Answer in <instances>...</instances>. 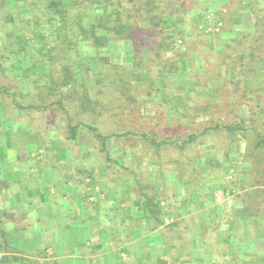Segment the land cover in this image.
<instances>
[{"label": "rangeland", "instance_id": "374dc122", "mask_svg": "<svg viewBox=\"0 0 264 264\" xmlns=\"http://www.w3.org/2000/svg\"><path fill=\"white\" fill-rule=\"evenodd\" d=\"M4 1L0 2V154L5 153L0 160L7 165L4 168L11 170L9 165L13 169L14 166L19 168L22 160L28 174L32 168L39 169L41 165L71 166L72 170L66 171L67 177L75 180L77 176L81 180L90 178V183H94L108 199L114 197L124 206L142 201V193L151 198L158 196L162 203L160 214L168 215L170 219L166 230L160 231L170 238L172 232L178 230L176 234L180 236L181 233L184 242L183 248H167L165 256L163 254L170 264H191L186 259L192 256L196 257L197 264H264V195L248 194L254 188L250 184L256 173L253 165L256 160L245 157L252 134L230 138L224 132L209 131L194 141L189 137L202 132L205 126H213L210 123L213 121L247 125L256 120V128L264 132V0H203L199 9L183 16L186 20L183 23L184 37L177 41L175 51L167 53L162 61L153 60L142 45L138 58L133 44L120 42L114 43L105 56L107 61L103 63L107 65H101L97 58L99 66L89 63L93 65L89 68L88 64L76 65V60L68 57L67 64H71L74 75H78L76 86L82 89L86 83L95 88L91 94L103 104L118 103L120 91L118 94L98 95L100 89L95 70L101 69L103 74H108L106 83L112 80L108 89L116 91L112 88L114 79L121 78L122 71L135 72V61L142 60L145 69L140 68L138 72L132 86L134 99L131 98L128 104L141 119L137 129L148 130L151 140L175 142L156 147L149 140L129 137L108 143L106 151L95 133L81 124L95 125L98 133H109L106 126L98 127L94 123L95 114L78 112L82 105L91 104H85L86 101L81 99L76 104L65 103L73 115L72 125L80 124L76 140L70 139L66 113L57 104H52L51 98H46L50 86L47 83L49 71L48 67L38 70L44 64L37 56L38 46H33L34 41H31L27 50L22 52L18 42L13 45L19 40V34H26L27 38L33 32L46 34L43 28L32 25V14L41 12L40 8L46 6L47 0H40L36 8L24 6L33 0ZM207 8L212 9L206 17L215 29L211 31L210 27L205 34L198 25L204 21ZM219 11L224 12L223 20ZM12 16L13 21L8 22ZM13 30L17 31V36L11 37ZM38 40L41 48L43 41L41 37ZM246 52L257 57L252 62L251 58L241 60ZM52 65L57 69L56 63ZM171 66L177 71L166 75L167 84L164 86L158 75L170 71ZM232 69H237L234 83L231 82L234 77ZM54 75L61 77L59 72ZM39 79L42 80L40 85L33 84ZM170 90L176 91L177 96L186 95L184 103L189 104L187 117L172 113L171 107L181 104L176 97H165L166 91ZM9 91L16 96L10 95ZM19 104L26 109L20 108ZM31 105L37 107L29 108ZM179 111L182 112L180 108ZM126 115L125 120H129L130 116ZM152 118L156 120L151 125ZM133 125L126 122L128 127L134 128ZM111 129L108 123V131ZM31 151L38 153L32 156ZM76 165L83 167L81 172L74 169ZM261 183L264 185V180ZM243 184L245 187H241ZM16 188L4 190L5 194L0 196L1 207L6 210L2 227L9 232L7 251L0 252V259L3 256L8 259L0 264H38L39 256L32 254L34 243L27 241L32 234L22 236L18 232V229L27 227L28 220H21L16 203L11 202L10 192ZM19 191L23 192V187ZM208 199L216 201L221 226H217L213 218L195 219L196 214L178 217L179 206L182 203V207L185 200L190 202L194 212L195 201ZM109 208L106 202L99 204L102 212ZM110 218L108 222L116 226L119 220L115 224ZM29 221L30 224L34 222ZM99 221L104 222V217H98ZM201 222L207 227L202 236L194 238L190 234L195 228L200 229ZM138 223L140 220H132L129 225ZM148 226L152 228L146 224V228ZM13 231L18 232L16 238ZM12 239L25 242L21 245L28 251L14 246Z\"/></svg>", "mask_w": 264, "mask_h": 264}, {"label": "trees", "instance_id": "16d2710c", "mask_svg": "<svg viewBox=\"0 0 264 264\" xmlns=\"http://www.w3.org/2000/svg\"><path fill=\"white\" fill-rule=\"evenodd\" d=\"M3 1L4 0H0V2L5 3V1ZM39 1L40 0H33L31 4H24V6L36 8V5L40 3ZM202 2L203 0H47L46 6L40 8L41 12L38 11L37 13H33L32 17H34V19L31 17L33 19L32 25L43 28L46 34L42 35V33L39 32L34 34L33 32L31 33L32 36L27 38L26 34H19L20 36H17V31L13 30L11 32V37L17 36L19 38L20 41L14 42L13 45L18 42L22 47V52L27 50L31 41H34L33 46H38L36 48L37 56L39 55L41 58L40 62L42 61L44 63L42 64L43 67L38 70L41 71L48 67L47 70L49 71L47 74V83L50 86L47 88L46 98H51L53 101L52 104H57V107L59 109L61 108L63 112L66 113L67 120L69 121L68 136L70 139L76 140L80 124L72 125L71 121L73 115L68 110L67 104H76V101L81 99L86 101L85 104L90 103L91 105H86L91 108L89 110L86 105H82L81 108L79 107L78 112L86 114L90 111V113L95 114L94 123L98 127H107L106 132L109 133L103 134L97 132V127L95 125L81 123L95 133L94 135L96 138L101 141L103 151H106V146L113 140L129 137L149 140L153 146L160 147L175 142L169 140H151L148 136V130H138L137 124L141 123V119L136 117L134 108H130L128 105L132 100L131 98L134 99L132 86H134L137 80L138 72L141 70L140 68L144 67L142 60L139 59L140 61H135L133 65L135 72L128 70L122 71L120 74L122 75L121 78L114 79L112 88L116 89V91L108 89V84L112 81L110 80V82L106 83L105 79L108 77V74H103L101 69L95 70L98 76L96 82L99 83L100 89L99 92H97V94L99 93L98 95L106 93L111 94L113 92V94H118L120 91L118 103L115 104V102H111V104H103L98 99L97 102L93 97V93L91 94L92 90L94 91L95 88L93 89V87L85 83L82 85V89H84L82 91V89L76 86L78 83V75H74L71 69L72 65L67 64L68 57H73L76 60V65L77 63L88 64L89 68L93 66L89 63L94 64V66L96 63V67L99 66L97 58L100 59L101 65H107L103 63L107 61V53L114 43L120 42L133 44L138 53V58H140L139 46L142 45L150 52V57H152L153 60L162 61L167 53L175 51L177 41L182 40V37H184L183 23H185L186 20L183 16L199 9ZM211 10L207 8V11L203 14L204 21L198 25L202 26V30L200 31L205 32V34L206 30L210 27L211 31L215 29L210 26V21L206 17L211 13ZM219 13L223 20L224 12L219 11ZM40 17H44V20L40 21ZM13 19L12 16V18L7 21L11 22ZM12 24L15 25L14 23ZM214 25L217 26V24ZM40 37L43 41V46L41 48H39L40 44L38 40ZM11 53L12 51L9 52V54ZM100 55L103 56L100 57ZM3 56L5 57V55ZM9 57L10 55L8 58ZM255 57L257 56L252 55V52H246L243 53L241 60L251 58L252 62ZM53 63L57 64V69L54 68L52 65ZM34 69L36 70V68ZM170 69V71H163L158 75V78H160L164 86L167 84L166 75L170 72L177 71V68L174 69L172 66ZM236 70L237 69L233 70L234 77L231 80L233 83L236 78ZM58 72L61 74V77L57 78L54 73ZM41 82V79L34 80L33 84L40 85ZM167 89L169 90V87ZM0 92H2V90H0ZM8 93L13 97L16 96L14 92L9 91ZM41 93L42 91L40 94ZM165 94L167 99L176 97L175 99H178V103L181 104V106L178 105L177 107L172 106V113L177 116L181 115L182 117H187L189 113V104L188 102L184 103L187 98L186 95L177 96V92L171 90L166 91ZM93 99H95V101H93ZM19 105L20 108L26 109L22 104ZM28 107L34 109L37 106L31 105ZM178 108L181 109V113L180 111L177 112ZM126 113L130 116L129 120H125L127 116ZM155 120V118H152L151 125L154 124ZM127 121L130 126L131 123H134L132 126L134 128L126 126ZM178 121H180V119ZM255 121L247 125L241 122L217 123L213 121L210 122L213 126H205L202 132L198 134L194 133L189 137L190 141H194L209 131L224 132L230 138H236L238 134L248 136V133H251L253 138L251 143L248 144L249 151L246 152L245 157L246 159L256 160L253 164L256 173L252 178L253 183L250 184V186L256 188V190L252 188L253 190L249 191L248 194L263 196L264 185L261 181L264 180V132L256 128L257 122ZM194 122L196 123L197 121ZM108 123L112 126V129L109 131ZM148 129L150 131V128ZM190 141L187 143H190ZM261 155L263 158H261ZM243 186L244 184L241 185V187ZM7 189H11L7 182L0 183V196H3V194H5L3 191ZM141 196L142 201L139 200L135 205L147 216L158 219L159 222L157 224H162L163 218L162 216L160 217V201L158 200V196L155 195L151 198L145 193H142ZM5 211L4 208L2 209L0 203V252H6L8 246L7 235H9V232L5 231L2 227L5 223L3 219L5 217ZM7 259L6 256H3L0 262L5 263Z\"/></svg>", "mask_w": 264, "mask_h": 264}, {"label": "crops", "instance_id": "0c3cea01", "mask_svg": "<svg viewBox=\"0 0 264 264\" xmlns=\"http://www.w3.org/2000/svg\"><path fill=\"white\" fill-rule=\"evenodd\" d=\"M37 153L38 151H31L30 155ZM4 155L0 154V158ZM22 163L21 167L14 166V169L9 165L11 170H8L5 169L7 165L0 160V183L7 182L10 187H17L14 192H10V199L16 203L21 220H28L27 227L18 229V232L22 236L32 234L33 237L27 238V241L34 243V247H31L32 254L39 256L38 264H170L164 257L167 248H183L181 233L180 236L176 234L178 230H174L170 238H166V233L160 231L166 230L165 226L170 220L168 215L161 214L163 223L156 224L158 219L144 215L134 202L124 206L114 197L108 199L94 183H90V178L81 180L82 178L77 176L78 179L75 180L67 177L66 171H71V166L63 168L64 165L58 163L55 166L41 165L39 169L29 170L31 174H28L24 169L27 166L23 160ZM80 168L83 167H74L78 173L82 171ZM72 176L75 174L72 173ZM43 182L44 185L41 186ZM22 187L23 192L19 191ZM32 188L37 192L36 195H33ZM102 202L109 205L108 211L99 210V204ZM181 204L178 217L185 218L196 214L195 219L213 218L217 226H221L215 200L195 201L194 212L191 211L188 200H185L182 207ZM100 216L104 217L105 221L98 223ZM108 217H111L115 224L117 220L119 222L116 226L112 225L108 222ZM29 219L34 222L30 224ZM132 220H140V223L129 225ZM146 224H150L152 228H146ZM199 226V230L192 228L194 230L190 235L194 238L202 236L204 228L207 227L204 222ZM18 232L13 231L12 234ZM16 237L15 235L14 238ZM12 240L15 241L14 246L17 245L21 251H28L22 247L23 242ZM31 256L30 254L29 259ZM186 260L191 264L198 263L195 256Z\"/></svg>", "mask_w": 264, "mask_h": 264}]
</instances>
